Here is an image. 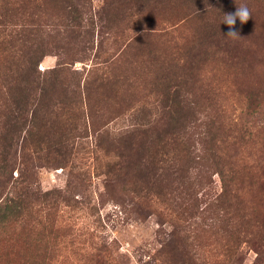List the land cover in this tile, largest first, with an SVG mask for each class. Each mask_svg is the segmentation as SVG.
<instances>
[{
	"label": "rangeland",
	"instance_id": "obj_1",
	"mask_svg": "<svg viewBox=\"0 0 264 264\" xmlns=\"http://www.w3.org/2000/svg\"><path fill=\"white\" fill-rule=\"evenodd\" d=\"M69 1L79 25L59 5L54 29L21 48L57 74L62 103L44 142L25 127L7 154L0 201L25 208L0 223V264H264V0ZM241 6L251 16L232 37L221 21ZM10 59L0 53L4 80ZM79 80L87 99L70 121L64 102ZM175 88L188 189L170 169L141 176L143 157L170 150ZM228 190L238 197L221 199Z\"/></svg>",
	"mask_w": 264,
	"mask_h": 264
},
{
	"label": "trees",
	"instance_id": "obj_2",
	"mask_svg": "<svg viewBox=\"0 0 264 264\" xmlns=\"http://www.w3.org/2000/svg\"><path fill=\"white\" fill-rule=\"evenodd\" d=\"M59 5H63L67 10L68 17L66 20L69 23L79 25L82 22L83 18L69 0H2L0 2V53H6L8 57L12 58L11 61H15V69H12L13 74L9 79L4 80L0 76V188L4 186L7 176L10 175L7 154L15 141L16 133L25 127H27L26 131L29 133L34 128L37 136L36 141L41 140V142H44L48 136L46 132L48 122L52 117L58 116V104L62 102L53 99L55 90H57V74L54 71L42 73L36 70V64L40 59L33 60V56L28 57L27 51L23 53L21 48L31 44L35 39L34 36H42L50 33L49 30L54 29L55 20L52 18L55 17V9ZM46 27L51 28L47 30ZM17 43L20 45L18 46ZM28 49L31 53L32 50ZM72 92L74 97L64 102L67 119H70V121L73 119V112H70V110L78 109V105L80 108L83 100L87 99L84 86L82 93L80 80L79 83L77 82L76 89ZM184 97L178 88L172 90L170 99L173 106L171 104L167 111L169 113L168 119L170 117L169 124H172L173 128L168 132V135H165L166 140H162L164 144H169L170 150L161 148V151L158 150L143 157L141 176L148 180L157 173H165L166 170L170 169L176 175L179 183L181 185L186 183L185 187L188 189V184L191 183L189 174H186L188 168L183 171V166L180 163V155L184 150L185 139L181 135L182 126L177 124L184 117L186 106L181 105V100ZM188 108L189 114L191 112L194 115L190 106ZM212 122L217 127L219 126L214 120ZM208 126L210 125L207 123V130L205 127L203 132L206 136L208 135L207 141L210 142V148L207 147L206 149L210 151L208 154L212 166L219 165L220 169H223L224 158L217 151L219 138L218 136H210L211 132ZM59 135L65 141L71 140L74 136L72 130L62 131ZM171 152H174V154ZM230 167L233 169L232 165ZM246 171L248 172L247 169ZM220 175L224 186H228V182L231 180L223 178V172H220ZM225 191L220 193L221 199L229 196L234 199L238 197L229 190L228 194ZM24 208L25 202L23 199L3 198L0 201V223L9 221L13 216H21ZM225 229L228 231L227 228Z\"/></svg>",
	"mask_w": 264,
	"mask_h": 264
},
{
	"label": "clouds",
	"instance_id": "obj_3",
	"mask_svg": "<svg viewBox=\"0 0 264 264\" xmlns=\"http://www.w3.org/2000/svg\"><path fill=\"white\" fill-rule=\"evenodd\" d=\"M250 16L251 13L247 6L237 7L235 12L233 13H224V17L221 22L230 26V30L227 32V35H230L232 37H236L237 35H239L238 32L231 26L235 25L237 18L241 23H244L249 19Z\"/></svg>",
	"mask_w": 264,
	"mask_h": 264
}]
</instances>
